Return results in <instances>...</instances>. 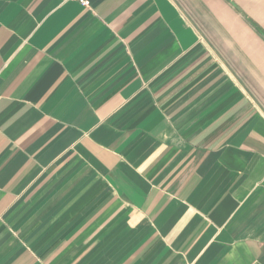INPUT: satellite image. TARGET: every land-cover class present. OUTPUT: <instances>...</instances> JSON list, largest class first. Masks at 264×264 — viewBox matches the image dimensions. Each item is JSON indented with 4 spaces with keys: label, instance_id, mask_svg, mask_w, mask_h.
I'll list each match as a JSON object with an SVG mask.
<instances>
[{
    "label": "crops",
    "instance_id": "crops-1",
    "mask_svg": "<svg viewBox=\"0 0 264 264\" xmlns=\"http://www.w3.org/2000/svg\"><path fill=\"white\" fill-rule=\"evenodd\" d=\"M0 0V264H264V0Z\"/></svg>",
    "mask_w": 264,
    "mask_h": 264
},
{
    "label": "built area",
    "instance_id": "built-area-1",
    "mask_svg": "<svg viewBox=\"0 0 264 264\" xmlns=\"http://www.w3.org/2000/svg\"><path fill=\"white\" fill-rule=\"evenodd\" d=\"M77 3H79L81 6L88 8L89 7V1L88 0H73Z\"/></svg>",
    "mask_w": 264,
    "mask_h": 264
}]
</instances>
